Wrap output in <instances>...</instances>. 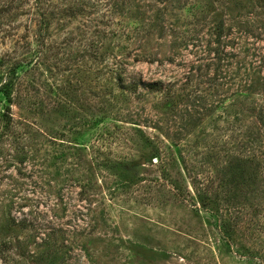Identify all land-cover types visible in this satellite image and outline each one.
<instances>
[{
  "label": "rangeland",
  "instance_id": "rangeland-1",
  "mask_svg": "<svg viewBox=\"0 0 264 264\" xmlns=\"http://www.w3.org/2000/svg\"><path fill=\"white\" fill-rule=\"evenodd\" d=\"M85 1L41 32L31 3L0 12V84L18 65L10 118L0 93V264H264V156L229 162L251 132L264 152V0H114L108 24ZM214 176L237 205L228 244L192 199Z\"/></svg>",
  "mask_w": 264,
  "mask_h": 264
},
{
  "label": "trees",
  "instance_id": "trees-1",
  "mask_svg": "<svg viewBox=\"0 0 264 264\" xmlns=\"http://www.w3.org/2000/svg\"><path fill=\"white\" fill-rule=\"evenodd\" d=\"M31 1V2H30ZM66 2L68 0H0V2H6L5 6L2 5L0 6V12H8L11 9L15 8H20L21 4L23 3H31L30 9L25 11L30 18L29 21L34 23L36 26L35 29H38L39 32L42 30H47L54 22L55 20H62L60 16H73L75 13H79L80 10H82V7L84 4H86L85 0H72L74 4H66L62 5L59 4V2ZM91 0H88L90 2ZM93 2V1H92ZM93 8L96 10H103L100 14L101 16V22L103 24H108L112 23V21L115 18V15L117 14L119 6L117 3H115L114 0H94ZM60 15V16H59ZM9 30H6L8 33ZM103 33H106L103 31ZM109 34L115 35V31L109 32ZM215 42L218 43V45H221V38L223 36V26L220 24L215 28ZM44 38H41V35L39 34V39L42 40ZM101 44V40L99 38L95 37H88V45L90 48L93 49V51L96 50L97 47H99ZM94 57V56H93ZM8 59V54H4L2 56V59ZM1 59V61H2ZM143 60L144 57H143ZM0 61V65H2ZM20 66V65H19ZM18 68L17 64H12L9 69H7L4 74L6 78L4 81L0 84V93H2V96L6 99L7 105L5 107V110L7 111L4 113V115L8 116V118L11 117V112H10V104L12 101V92L15 84V76H16V69ZM2 74V73H1ZM117 81L119 82V86L126 91H129L132 93L134 96L138 97L140 94L137 91V85L135 84H125L123 81L122 75H120V72L117 74ZM143 85L147 86L150 89H159L157 87V83L154 82H149V83H143ZM255 112V109H253ZM257 121H259L261 127L264 126V111L263 109H259L257 116H256ZM10 123V122H9ZM260 132H251L250 139L247 141L245 145L242 147L244 148L246 155H235V157L230 160V163H235V165H242L246 166L247 168L251 167L252 170V165L258 166L256 164L259 158V156L263 157V151L260 150ZM160 155L161 151L159 149H151L150 153L148 154V157L150 161H153L155 158L157 162L160 160ZM146 163L145 161H140L138 160V165H142ZM121 166L123 167L124 171L129 172L130 167L129 164L127 163H122ZM230 167V166H229ZM227 166V170L230 168ZM258 169H253L251 172V175H253V172H255ZM131 178L129 181H134L138 177L136 173H132V175H129ZM219 179L218 176L214 177H208L207 179V186L202 188L201 186H196L194 194L196 196L192 195V199H194L195 203L199 207V210L203 211L207 215V220L210 225L213 226L214 229L220 234L222 239L228 244L229 241L232 238V233H231V227L232 223L238 220L236 217L238 216V211L235 209L237 206L234 202L231 201L232 198H228L226 195V192L229 193L231 190L230 188L227 187L226 183L222 179H219V182L217 185H214L215 181ZM170 184L176 186L175 183L171 182ZM230 184L231 181H230ZM229 186V185H228ZM226 188V189H225ZM226 190V192L224 191ZM219 194H223L220 195ZM234 219V221H233Z\"/></svg>",
  "mask_w": 264,
  "mask_h": 264
}]
</instances>
